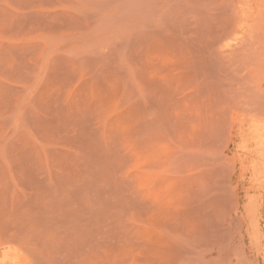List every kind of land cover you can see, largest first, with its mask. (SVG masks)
<instances>
[{
	"label": "rangeland",
	"instance_id": "1",
	"mask_svg": "<svg viewBox=\"0 0 264 264\" xmlns=\"http://www.w3.org/2000/svg\"><path fill=\"white\" fill-rule=\"evenodd\" d=\"M0 264H264V0H0Z\"/></svg>",
	"mask_w": 264,
	"mask_h": 264
}]
</instances>
